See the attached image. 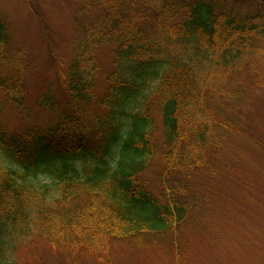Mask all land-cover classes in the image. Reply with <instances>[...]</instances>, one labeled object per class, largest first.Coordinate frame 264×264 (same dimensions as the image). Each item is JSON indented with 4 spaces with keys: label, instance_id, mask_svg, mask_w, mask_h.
I'll return each instance as SVG.
<instances>
[{
    "label": "trees",
    "instance_id": "trees-1",
    "mask_svg": "<svg viewBox=\"0 0 264 264\" xmlns=\"http://www.w3.org/2000/svg\"><path fill=\"white\" fill-rule=\"evenodd\" d=\"M223 2L78 0L79 37L55 62L68 101L50 93L39 100L59 120L24 133L0 126V264H20L5 254L14 231L71 258L85 251L105 261L112 242L142 245L216 197L226 200L214 181H243L236 162L246 156L233 141L245 137L263 154L264 142L239 123L244 95L221 72L264 41V10L240 16ZM10 45V26L0 21V96L21 111L35 61L27 47ZM109 48V86L97 98ZM157 157L159 189L144 178Z\"/></svg>",
    "mask_w": 264,
    "mask_h": 264
},
{
    "label": "rangeland",
    "instance_id": "rangeland-1",
    "mask_svg": "<svg viewBox=\"0 0 264 264\" xmlns=\"http://www.w3.org/2000/svg\"><path fill=\"white\" fill-rule=\"evenodd\" d=\"M223 4L225 10L240 16L264 10L257 0H224ZM78 8V0H0V21L10 26L9 49L25 46L35 61V70L25 84L24 108L17 110L0 96V126L4 131L24 133L59 120L56 111L40 108L39 100L50 93L60 103L68 101L65 83L58 76L55 62L70 55L79 37L74 24ZM251 43V50L221 73L225 74H222L224 79L230 78L229 89L240 90L244 95L239 123L248 136L264 142V86H261L264 84V41ZM111 63L112 48H109L101 55L97 98H102L108 89ZM94 110L97 114L102 111L98 107ZM157 136L161 142L162 134ZM246 141L245 137L233 141V146L239 147L246 156L245 161L236 162L239 168L236 174L243 181H214L215 193H226L227 199L216 197L166 235L145 237L139 246L126 241L112 242L105 261H96L85 251H78L71 258L44 240L22 238L20 231H14L16 243L10 244L5 254L7 258L15 256L20 264H264V154L252 149ZM163 169L164 164L157 157L145 172L144 178L156 189H159L158 174ZM39 178L49 182L44 172ZM247 180L248 184L244 185ZM199 181L203 183L205 177H199Z\"/></svg>",
    "mask_w": 264,
    "mask_h": 264
}]
</instances>
